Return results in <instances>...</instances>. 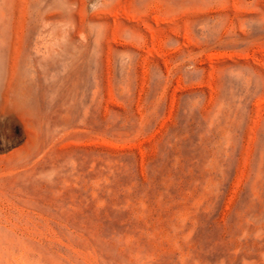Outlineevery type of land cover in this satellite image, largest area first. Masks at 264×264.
<instances>
[{"label":"rangeland","instance_id":"374dc122","mask_svg":"<svg viewBox=\"0 0 264 264\" xmlns=\"http://www.w3.org/2000/svg\"><path fill=\"white\" fill-rule=\"evenodd\" d=\"M0 264H264V0H0Z\"/></svg>","mask_w":264,"mask_h":264}]
</instances>
